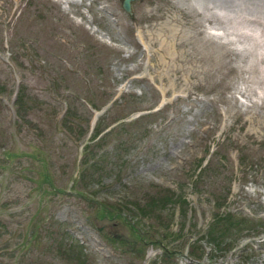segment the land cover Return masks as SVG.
Returning <instances> with one entry per match:
<instances>
[{
  "label": "rangeland",
  "instance_id": "1",
  "mask_svg": "<svg viewBox=\"0 0 264 264\" xmlns=\"http://www.w3.org/2000/svg\"><path fill=\"white\" fill-rule=\"evenodd\" d=\"M130 3L0 0V264H264L261 48Z\"/></svg>",
  "mask_w": 264,
  "mask_h": 264
},
{
  "label": "bare ground",
  "instance_id": "2",
  "mask_svg": "<svg viewBox=\"0 0 264 264\" xmlns=\"http://www.w3.org/2000/svg\"><path fill=\"white\" fill-rule=\"evenodd\" d=\"M222 7L223 17L233 24L236 34L253 40L256 50L254 68L264 82V0H215ZM213 6V5H212ZM245 25L252 27L244 29ZM254 28V29H253ZM175 33L174 30L171 31ZM262 37V38H261Z\"/></svg>",
  "mask_w": 264,
  "mask_h": 264
},
{
  "label": "water",
  "instance_id": "3",
  "mask_svg": "<svg viewBox=\"0 0 264 264\" xmlns=\"http://www.w3.org/2000/svg\"><path fill=\"white\" fill-rule=\"evenodd\" d=\"M132 1H135V0H122V6L124 8V10L130 14L131 12V3Z\"/></svg>",
  "mask_w": 264,
  "mask_h": 264
},
{
  "label": "trees",
  "instance_id": "4",
  "mask_svg": "<svg viewBox=\"0 0 264 264\" xmlns=\"http://www.w3.org/2000/svg\"><path fill=\"white\" fill-rule=\"evenodd\" d=\"M97 132H98V131L95 132V136H96ZM92 135H93V134H92ZM121 201H123V199H121Z\"/></svg>",
  "mask_w": 264,
  "mask_h": 264
}]
</instances>
